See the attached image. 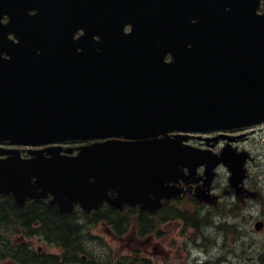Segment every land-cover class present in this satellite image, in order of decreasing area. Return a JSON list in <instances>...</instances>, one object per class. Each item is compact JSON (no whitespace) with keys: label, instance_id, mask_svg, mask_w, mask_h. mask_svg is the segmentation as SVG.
I'll use <instances>...</instances> for the list:
<instances>
[{"label":"water","instance_id":"obj_1","mask_svg":"<svg viewBox=\"0 0 264 264\" xmlns=\"http://www.w3.org/2000/svg\"><path fill=\"white\" fill-rule=\"evenodd\" d=\"M261 1L0 0V142L109 139L76 157L1 150L0 194L23 205L53 193L92 208L117 190L154 210L175 197L167 184L209 158L170 132L264 121ZM221 162L238 188L245 158L223 155L209 176Z\"/></svg>","mask_w":264,"mask_h":264},{"label":"flooded vegetation","instance_id":"obj_2","mask_svg":"<svg viewBox=\"0 0 264 264\" xmlns=\"http://www.w3.org/2000/svg\"><path fill=\"white\" fill-rule=\"evenodd\" d=\"M260 129L241 128L199 134L187 144L194 150L210 149L212 155H219L224 148L237 151L241 141L250 139ZM208 138L212 139L209 143L206 142ZM59 146L64 149L78 147L74 143H61ZM43 147L46 146H20L19 149L24 158H29V150ZM204 173L205 167H200L195 176L180 179L179 187L185 191L183 198L163 201V207L155 214L142 210L141 205L131 206L116 201L102 202L98 210L91 212H86L80 204L63 211L59 205L51 203V197L27 203L24 207L13 203L8 218L3 222L28 227L29 230L24 232L25 237H13V261L2 264H224L221 262L225 255L221 256V253L227 249L221 248L217 238L221 230L226 229L223 210L229 207L237 211V207L233 208L236 203H229V195L234 193L237 199L247 197L248 192L251 195V188L257 187L254 186L256 181L251 176L246 180L245 190L247 187L248 192L244 190L237 195L229 184L226 186L231 191H227L224 189L226 179L223 181L222 178L227 177L228 173L221 166L208 188L213 197L206 193L208 199L214 200L211 203L201 202L196 194L202 186L205 190L208 187ZM110 197L115 200L119 195L112 191ZM4 210L6 208L1 205V213ZM177 210H190L185 220L179 219L185 226L179 235V244L176 239L162 238L160 229L162 225L176 220L173 215ZM220 217H223V222H215ZM50 220L64 227L66 235L56 234L46 224ZM260 220L264 230V218ZM204 226L207 233L202 231ZM233 228L235 233L232 235L240 237V226L235 224ZM209 229L213 232H209ZM187 230L190 232L186 233ZM210 248H217L218 252ZM203 253L207 255V261L203 260Z\"/></svg>","mask_w":264,"mask_h":264},{"label":"rangeland","instance_id":"obj_3","mask_svg":"<svg viewBox=\"0 0 264 264\" xmlns=\"http://www.w3.org/2000/svg\"><path fill=\"white\" fill-rule=\"evenodd\" d=\"M238 150L253 153L254 160L250 164V169L255 172H251V176H257L254 184V186L257 187L256 189L251 188V192L254 194L253 196L238 197L239 199H237L234 193H231L229 195V203H236L233 208L237 207L238 210H229L227 211L229 213L224 214L225 220H223V217H220V220L215 221H225L227 224V228L222 229L220 235L217 236L221 248L227 249L226 252L221 253V256L225 255V259H223L221 263L264 264V230L259 233L254 230V224L261 218H264V131L258 132L251 136L250 139L241 141ZM228 178L229 174L227 177L225 176L222 178L223 181L226 179L224 189L231 191L228 189V186H226V184H228ZM221 193H223L222 187ZM237 216H239L238 219H235ZM235 224L240 226V237H234L232 235L235 233V231H233ZM183 227H185L184 223L179 219L162 225L160 227L163 233L162 238L170 237L171 239H176L179 244V235L182 233ZM211 227L215 226L211 225ZM202 231L207 233V227H202ZM216 231L218 230L216 229ZM189 232L190 231L187 230L186 233ZM209 232L213 231L209 229ZM210 249L214 250L212 248ZM214 251L217 253L218 249L216 248ZM202 257L204 261L208 260L207 255H204V253Z\"/></svg>","mask_w":264,"mask_h":264},{"label":"trees","instance_id":"obj_4","mask_svg":"<svg viewBox=\"0 0 264 264\" xmlns=\"http://www.w3.org/2000/svg\"><path fill=\"white\" fill-rule=\"evenodd\" d=\"M2 202H3V208H6V210H4L3 213H1V211H0V249H4V250H0V260H4V259L10 260V259H12L11 255H9V256L2 255L5 252V250H7V246L2 241V239L5 238L6 235H8V231L7 232L4 231V228L6 226H5V223L3 221L8 218V213L11 212L10 209H11L13 203L9 198H6V197L2 199ZM0 207H1V205H0ZM46 224L50 228H52L56 234L66 235V233H67V230L64 227L55 223L53 220L48 221ZM1 255L3 257H1Z\"/></svg>","mask_w":264,"mask_h":264}]
</instances>
